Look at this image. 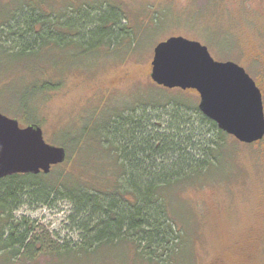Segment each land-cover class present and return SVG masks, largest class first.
<instances>
[{
    "label": "rangeland",
    "instance_id": "374dc122",
    "mask_svg": "<svg viewBox=\"0 0 264 264\" xmlns=\"http://www.w3.org/2000/svg\"><path fill=\"white\" fill-rule=\"evenodd\" d=\"M22 2L64 21L74 8L106 2L126 17L123 23L133 32L115 46L85 49L77 29L61 27L58 43L25 55L16 52V44L9 49L17 34L0 39V112L22 127L39 124L48 143L66 148L58 170L70 183L114 187L116 153L96 140V127L107 116L175 97L199 104L196 90L180 92L153 81L151 62L159 42L171 36L199 41L214 59L235 61L253 78L262 77L264 0H0V23ZM41 28L37 24L35 30ZM45 82L58 86L44 90ZM79 138L80 146L74 143ZM166 203L187 234L169 264H264V140L248 144L227 136L207 172L195 182L174 184ZM70 210L62 199L54 207L23 204L15 214L37 223L35 253L14 258L0 249V264H150L125 242L80 254L55 253L64 241L79 239L71 230Z\"/></svg>",
    "mask_w": 264,
    "mask_h": 264
},
{
    "label": "trees",
    "instance_id": "16d2710c",
    "mask_svg": "<svg viewBox=\"0 0 264 264\" xmlns=\"http://www.w3.org/2000/svg\"><path fill=\"white\" fill-rule=\"evenodd\" d=\"M27 5L20 3L0 23V39L10 32L17 34L9 49L16 44L20 48L16 52L21 55L32 54L44 44L58 43L63 36L58 31L61 27L77 29L80 46L85 49L103 44L115 46L133 34L123 23L126 17L106 2L82 6L80 10L74 8L65 21L60 16L37 13ZM37 24L42 27L40 32L35 30ZM57 86L45 82L41 88ZM96 128V140L116 153L118 171L114 187L70 183L58 170L59 165L48 174L1 178V251L14 258L26 254L25 251L33 255L39 240L34 235L38 225L35 220L15 213L26 202L54 207L62 199L69 201L68 219L79 239L72 244L64 241L57 254H80L119 242L133 244L137 256L150 264H169L179 254L187 234L180 227L183 222L171 216L166 194L174 184L195 182L207 172L229 135L201 111L199 104L180 97L115 112ZM74 143L80 146L82 140L76 139Z\"/></svg>",
    "mask_w": 264,
    "mask_h": 264
},
{
    "label": "water",
    "instance_id": "95a60500",
    "mask_svg": "<svg viewBox=\"0 0 264 264\" xmlns=\"http://www.w3.org/2000/svg\"><path fill=\"white\" fill-rule=\"evenodd\" d=\"M151 63V77L157 85L196 90L199 108L221 130L248 144L263 139L262 92L243 66L214 59L206 45L184 36L159 42ZM66 157V148L48 143L39 124L22 127L18 119L0 112V179L47 174Z\"/></svg>",
    "mask_w": 264,
    "mask_h": 264
},
{
    "label": "flooded vegetation",
    "instance_id": "af4514ba",
    "mask_svg": "<svg viewBox=\"0 0 264 264\" xmlns=\"http://www.w3.org/2000/svg\"><path fill=\"white\" fill-rule=\"evenodd\" d=\"M259 56H261V55H259ZM255 60H257V61H261V59H260V58L257 59V57H255ZM263 62H264V61H262V63H263ZM254 80L256 81V84L258 85V87L261 89V92H262V98H263V104H264V87H262V86H264V67H263L262 77H260L259 80H257V79L254 78ZM262 140H264V137H263V139L258 140V141H256V142H261Z\"/></svg>",
    "mask_w": 264,
    "mask_h": 264
}]
</instances>
